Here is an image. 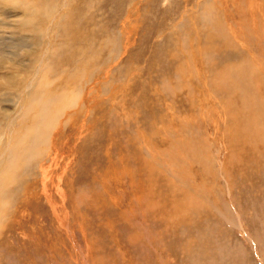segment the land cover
I'll use <instances>...</instances> for the list:
<instances>
[{
  "label": "rangeland",
  "instance_id": "rangeland-1",
  "mask_svg": "<svg viewBox=\"0 0 264 264\" xmlns=\"http://www.w3.org/2000/svg\"><path fill=\"white\" fill-rule=\"evenodd\" d=\"M263 115L264 0H0V264H264Z\"/></svg>",
  "mask_w": 264,
  "mask_h": 264
},
{
  "label": "bare ground",
  "instance_id": "bare-ground-1",
  "mask_svg": "<svg viewBox=\"0 0 264 264\" xmlns=\"http://www.w3.org/2000/svg\"><path fill=\"white\" fill-rule=\"evenodd\" d=\"M23 2V1H22ZM227 83H228V86H230V82H229V80H227ZM231 87L232 88H236L237 87V84L235 83V84H232L231 85ZM244 99V98H243ZM246 118H245V123H244V126L246 127V130L248 129V124L254 119L253 118V115L251 114V113H249V114H247L246 116H245ZM263 123H264V115L261 117V118H259V123H257L256 125L255 124H253V128L255 129V132H256V136H258V134H261V136H262V138L264 139V137H263V134L264 133H262L263 131H264V127H263ZM249 130V129H248ZM19 150V149H18ZM15 159H16V157H15ZM8 180L6 181V183L7 182H9V178H7ZM3 180H5V179H0V184L1 183H3ZM3 185V184H2ZM6 185V184H5ZM1 197V196H0ZM2 198V197H1Z\"/></svg>",
  "mask_w": 264,
  "mask_h": 264
}]
</instances>
